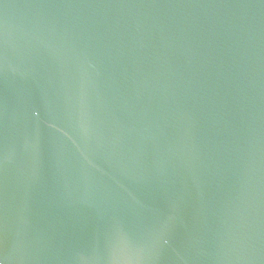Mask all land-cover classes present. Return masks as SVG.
Wrapping results in <instances>:
<instances>
[{
  "label": "water",
  "instance_id": "obj_1",
  "mask_svg": "<svg viewBox=\"0 0 264 264\" xmlns=\"http://www.w3.org/2000/svg\"><path fill=\"white\" fill-rule=\"evenodd\" d=\"M0 264H264V0H0Z\"/></svg>",
  "mask_w": 264,
  "mask_h": 264
}]
</instances>
